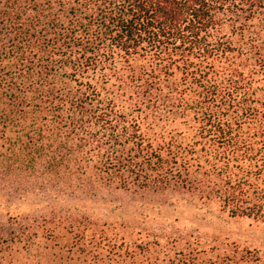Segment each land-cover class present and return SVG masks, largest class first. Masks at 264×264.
Masks as SVG:
<instances>
[{"label":"trees","instance_id":"1","mask_svg":"<svg viewBox=\"0 0 264 264\" xmlns=\"http://www.w3.org/2000/svg\"><path fill=\"white\" fill-rule=\"evenodd\" d=\"M0 190V264H264L89 212L182 195L264 223V0H0Z\"/></svg>","mask_w":264,"mask_h":264},{"label":"rangeland","instance_id":"2","mask_svg":"<svg viewBox=\"0 0 264 264\" xmlns=\"http://www.w3.org/2000/svg\"><path fill=\"white\" fill-rule=\"evenodd\" d=\"M7 185L4 183L2 187ZM166 198L146 195L130 201L128 197H123L113 204H93L89 212L109 221H119L124 217L132 227L151 230L160 229L168 222L178 221L188 225L190 231L197 232L205 246L237 243L258 249L264 254V223L229 217L213 204L192 200L188 196L174 195ZM18 204L16 201L15 205Z\"/></svg>","mask_w":264,"mask_h":264}]
</instances>
